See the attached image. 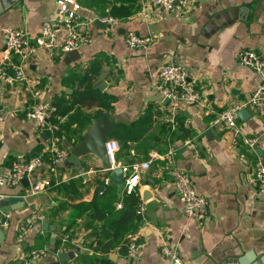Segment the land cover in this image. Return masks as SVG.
Wrapping results in <instances>:
<instances>
[{"label": "crops", "instance_id": "crops-1", "mask_svg": "<svg viewBox=\"0 0 264 264\" xmlns=\"http://www.w3.org/2000/svg\"><path fill=\"white\" fill-rule=\"evenodd\" d=\"M56 1L16 0L2 8L0 27L23 26L35 36L42 23L49 21L61 33ZM74 2L80 6L76 12L78 31L89 34L90 40L78 49L79 58L69 62L66 55L39 50L28 64L29 84L39 88L41 99L51 104L60 99L70 104L80 98L69 113L58 117L61 126L69 122L74 128L77 125L70 122V116L75 111L93 115L98 109L91 97L79 95L86 89L82 77L97 65L99 72L92 87L115 98L111 109L104 111L112 122L111 131L133 137L121 145L117 162H142L151 152L164 153L168 148L173 154L169 159H153L141 172L140 185L132 195L134 223L140 203L144 210L132 232L125 231L127 202L123 192L116 194L112 211L101 204L104 193L100 191L108 173L92 154L79 157L82 169L65 162L54 169L46 164L28 179L29 184L0 187L4 199H23L12 205L15 209L0 214V264H23L32 250L44 251L32 264H80L76 259L82 254L97 257L94 264H103L102 257H108L111 264H165L159 255L163 241L176 245L183 264H220L237 257L246 259L242 264H264V194L258 193L254 179L256 162L264 164V106L246 107V118L237 115L235 144L229 129L210 125L216 113L229 104L246 101L257 85L256 73L240 64L238 52L249 49L264 57V0H190L186 8L171 12L162 11L151 0ZM106 15L118 22H103ZM128 31L151 36L153 42L147 49L131 51L125 43ZM4 50L0 34V58ZM169 63L188 68L200 94L197 103L172 109L160 94L157 73ZM99 82L105 84L103 91L97 88ZM32 102L23 84L0 89V114L4 116L0 166L27 160L49 144L36 122L24 115ZM93 121L72 139L61 133L56 146L68 154L69 146L79 142ZM178 126L187 135L179 137L180 131L170 135ZM253 135L259 136L254 151L241 141ZM186 137L196 143V154L184 146ZM173 168L187 172L195 190L207 198L208 214L203 220L183 213L171 176ZM43 179H49L50 186L32 193V184ZM105 189L116 187L110 184ZM32 213L41 214L48 229L43 230V220L37 221L18 243L20 222ZM68 238L79 253L60 262L58 253L72 249H56L55 243ZM130 240L140 249L132 260L126 247ZM104 245L114 246L106 252ZM113 255L114 259L110 258Z\"/></svg>", "mask_w": 264, "mask_h": 264}, {"label": "built area", "instance_id": "built-area-1", "mask_svg": "<svg viewBox=\"0 0 264 264\" xmlns=\"http://www.w3.org/2000/svg\"><path fill=\"white\" fill-rule=\"evenodd\" d=\"M152 3L164 12H171L176 8H186L190 0H151ZM58 18L61 24V33L49 22L44 21L37 35L31 36L25 27L1 26L0 34L5 50L0 58V89L14 84L25 85V90L30 94L33 102L24 111L27 119L36 122L39 132L47 134L49 144L45 149L37 152L36 155L27 159L19 160L10 165L0 166V187H15L21 184L22 179H29L38 168L48 165L50 168L63 164L67 153L64 149L56 146L59 123H53L55 107L47 101L41 99L42 91L29 84L28 64L30 59L39 51L44 50L51 55L64 56L68 52L78 50L83 44L90 40L89 34H81L76 23V12L79 5L74 0H57ZM103 22L116 23L118 19L109 15L102 18ZM153 42L151 36L140 35L134 31H128L125 35V43L131 51L147 49ZM238 61L243 66L254 71L258 77V82L250 97L241 104H229L215 114L210 122L211 126H222L230 130L231 141L237 142L239 129L236 124L238 110L246 107L260 108L264 106V57L253 50L245 49L238 52ZM158 83L156 88L168 100L172 109L180 107L181 104H194L200 99V94L195 89L190 80L188 68L181 64L169 63L161 66L157 73ZM4 121V116L0 114V123ZM264 134V122H263ZM242 144L251 150H255L259 144V136L242 137ZM184 146L189 147L195 154L197 153L196 143L186 137ZM106 156L110 163V169L120 167L124 173L123 190L126 194H131L139 187L141 172L147 170L153 159H169L173 154V149L168 148L164 153L151 152L150 158L142 162H131L126 165L119 164L116 154L120 150V142L107 138L104 143ZM109 169V170H110ZM171 176L175 191L181 199L183 213L186 217L194 220H203L208 214V200L199 194L192 183L190 175L181 170L173 168ZM254 179L258 193L264 194V164L258 160L254 166ZM51 182L43 179L39 183H33L31 192L36 193L48 188ZM110 185L108 177L103 181V190ZM4 195L0 194V200ZM121 207V204L119 205ZM144 204L140 203L136 214L141 215ZM43 216L32 213L20 222L19 232L16 238L21 243L29 230L37 221H42ZM65 241V240H64ZM66 250V248H61ZM139 245L130 240L127 244V255L136 259L139 254ZM44 254L43 250H32L28 253L23 264H32L36 259ZM159 255L165 260V264H183L176 245L169 241H163L159 247Z\"/></svg>", "mask_w": 264, "mask_h": 264}, {"label": "trees", "instance_id": "trees-1", "mask_svg": "<svg viewBox=\"0 0 264 264\" xmlns=\"http://www.w3.org/2000/svg\"><path fill=\"white\" fill-rule=\"evenodd\" d=\"M92 66L84 74V76L81 79V83L85 81L86 89L84 90L85 92H81L79 93V95L80 97H82L84 93L85 97L87 96L91 97L96 103V106L98 107V109L96 113H94L93 115H88V114L84 115L79 110L75 111V113L70 116V122L76 123L77 126L73 128L71 123L69 122L66 124L65 127L59 124V129L56 132L57 136H60L61 133H63L66 139L68 140L72 139V137L78 135L82 131V129L91 122L92 119H96L100 117L104 111H109L111 109L112 103L115 101L114 96H112L111 94L105 93V92H99L92 87V80L95 78V76L99 72V66L97 65L96 66L92 65ZM88 93H90L91 95H89ZM80 101H81L80 98L73 99L70 104H66L63 99L62 100L60 99L59 102L56 104L55 113H54V117L52 118V122L57 123L58 117L65 116L67 113H69V111L73 109V106L76 103H80ZM178 131L181 132V135H179V137L181 136L184 137L185 135H187L186 134L187 131L182 126H178V130L176 131H171L172 133L170 135H173L175 134V132H178ZM111 137L116 138L120 142V145L124 144L127 140L133 138L127 134H121L118 136L117 133L113 130L110 132L108 138H111ZM103 193H104L103 194L104 196L102 197L103 203L101 204H104V209L112 211L114 209L113 203L117 200L116 190L111 189L107 191V189H105ZM122 194H123L122 198L126 199V202H127V205H126L127 212H126V215H124L123 217L124 222H126L125 231L132 232V231H135V229H137L140 223V217H139L140 215H135L136 220L134 223L133 218H132V195L133 193L126 194L125 192H123ZM121 239L122 238H120V241ZM70 241L71 239L69 238L66 239L64 242L61 239H58L55 243V247L56 249L63 248V247L66 249H74V245ZM113 246L114 245H110V246L104 245L103 250H106V252H108L110 251V249L113 248ZM126 247L125 245L122 246L123 249ZM96 260H98L97 257H89L86 254L80 255L78 259H76V261L80 264H94V261ZM100 260L103 264H111V261L108 257H102Z\"/></svg>", "mask_w": 264, "mask_h": 264}, {"label": "water", "instance_id": "water-1", "mask_svg": "<svg viewBox=\"0 0 264 264\" xmlns=\"http://www.w3.org/2000/svg\"><path fill=\"white\" fill-rule=\"evenodd\" d=\"M14 1L16 0H0V12L2 8L4 7L7 8ZM77 58H79L78 50H73L66 54V62L76 60ZM97 88L103 91L105 88V84L103 82H99ZM166 101L168 100L166 99ZM52 105L55 107L56 104L52 103ZM237 115L242 118H246L249 116V112L247 111L246 108H242L238 110ZM111 129H112V122L110 121L108 114L106 112H103L100 117L94 119L87 133L84 136L80 137L79 142L73 144L72 146H69L68 154L64 162L65 164L68 163L69 165H75L80 167V169H82L83 166L79 162V157L87 154H92L93 158L95 160H98L103 170L108 173L109 183L116 187L117 196H121L123 190L124 173L122 172V169L120 167L110 169V163L106 156L105 145H104L105 141L109 137ZM43 135L44 138H47V134H43ZM256 151L258 152V149ZM21 183L23 185H26L29 184V181L27 178H24L22 179ZM22 200L23 199L21 197H16V196L6 197L3 200L4 205L0 207V214L10 212L11 210L15 209L14 207H12V205L17 204ZM41 226L44 231L48 229V223L46 219H44L41 222ZM2 239H3V233L0 230V242L2 241ZM78 253H79L78 248H74L72 250L62 251L58 253V258L60 262H67L68 260H72L75 257V255ZM110 258L114 259V255L110 256ZM233 259L226 260L224 263L222 262L220 264H231L234 261H236L235 262L236 264H242L246 260L245 258H238V257L235 260ZM129 260L131 259L129 258Z\"/></svg>", "mask_w": 264, "mask_h": 264}]
</instances>
